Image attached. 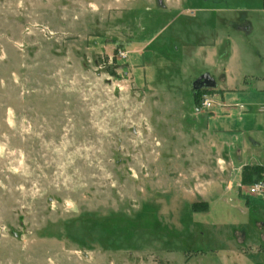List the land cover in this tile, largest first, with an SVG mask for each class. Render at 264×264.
I'll use <instances>...</instances> for the list:
<instances>
[{"label":"rangeland","instance_id":"1","mask_svg":"<svg viewBox=\"0 0 264 264\" xmlns=\"http://www.w3.org/2000/svg\"><path fill=\"white\" fill-rule=\"evenodd\" d=\"M226 106L232 165L191 133ZM263 163L264 0H0V264H264Z\"/></svg>","mask_w":264,"mask_h":264},{"label":"crops","instance_id":"2","mask_svg":"<svg viewBox=\"0 0 264 264\" xmlns=\"http://www.w3.org/2000/svg\"><path fill=\"white\" fill-rule=\"evenodd\" d=\"M203 8L205 10V7H203ZM220 35L219 34H205V35L202 34L201 37L195 39L191 44L190 43L189 44L184 43V42H182L180 44H175L174 45L175 50H171L172 55H170L169 53H166V55H170L168 59L171 61V65L174 66L172 69L167 68L168 69L167 71L169 72L167 74H168V76L171 77V80H175V79H173V77H175L176 73L178 74L177 76L180 78H184L186 76L188 77L190 74L189 71L188 72L184 71L185 70V67L183 64L184 60H182L181 57L177 56L178 54L175 55V53L180 54L181 51L184 52V50H185L186 53L189 54L190 56H193V58H195L197 56L199 57L202 54L206 55V54H211V53H214V54L219 56V49H220V47H222V44H223V41H222L223 39L221 40V38H223V37H220ZM225 36L227 38V43L229 46V50L227 51L226 56H227V58H229L230 57L229 53L231 55L230 50L232 48V47L230 48V46H231L230 45V43H231L230 42V35L226 34ZM203 37L206 39L205 40L201 39ZM232 46H233V44H232ZM174 59H176V60H174ZM174 61L177 62V65L174 63ZM221 61L223 63H225V66L227 67L228 63H226V62H228V61H226V60H221ZM182 71H184L183 72L184 75H181L180 72H182ZM204 72H207V71H204ZM203 73H200V74H203ZM225 101L228 102V100H225ZM237 104H240L242 106V109H245L244 104L236 103V105ZM189 109H191V108H189ZM224 109H226L228 111H223L222 109L221 110L223 112L211 110L212 113L210 112V114H203V113H200L198 110H195V113H192L194 120H192L190 122V123L193 122L192 124L194 125V128L191 129V133L193 135H195L196 137L197 136L199 137V140L201 143L200 144L196 143V145H198V146L200 145V147L203 145L202 140H203V137L205 136V133H207V135H209V137L211 136V138L213 139L214 145H215L214 147L218 151L219 155H221L223 153L229 159V160H227V159H224L222 157L219 159V161L221 160V162H223L224 164L232 165V163L235 159L232 158L231 154H232V151L234 152L236 150V147H237L236 139L233 137V135L235 134L237 129L231 127V125H230V119L231 118H229V114H227L233 108L226 106ZM216 112L221 113L220 115H222V116H217ZM190 115H191V113H190ZM190 115H188V116H190ZM183 116H184L183 113L180 112V117L184 118ZM182 135H183V133H182ZM238 146L242 147L244 151L251 149L244 140H242V143L239 142ZM221 156H223V155H221ZM239 157H241V156L239 155ZM249 202H250L249 204H251L249 208H252V206H254L253 210L259 211V213L264 214V208H263V206H264L263 205L264 204V193L262 194L261 198H254L253 196L250 197ZM256 203H259V206L254 205ZM261 204H262V206H261Z\"/></svg>","mask_w":264,"mask_h":264},{"label":"built area","instance_id":"3","mask_svg":"<svg viewBox=\"0 0 264 264\" xmlns=\"http://www.w3.org/2000/svg\"><path fill=\"white\" fill-rule=\"evenodd\" d=\"M214 99L216 101L215 97L210 98L207 96V94H203L202 96H200L198 106L203 109H208L213 105ZM263 188H264V182L260 181V182L255 183L253 187L249 189V191L250 193H256V192L261 191Z\"/></svg>","mask_w":264,"mask_h":264},{"label":"water","instance_id":"4","mask_svg":"<svg viewBox=\"0 0 264 264\" xmlns=\"http://www.w3.org/2000/svg\"><path fill=\"white\" fill-rule=\"evenodd\" d=\"M215 80L209 73L201 74L192 82V88L194 90L201 89L202 87H214Z\"/></svg>","mask_w":264,"mask_h":264},{"label":"trees","instance_id":"5","mask_svg":"<svg viewBox=\"0 0 264 264\" xmlns=\"http://www.w3.org/2000/svg\"><path fill=\"white\" fill-rule=\"evenodd\" d=\"M203 88H205V87H203ZM201 89H202V88H201ZM201 89H199V90H194V89H193V91L195 92V93H194V101H195V105H196V106H198V104H199V99H200L199 96H200V93H201V91H202ZM194 205L196 206V204H193V206H194Z\"/></svg>","mask_w":264,"mask_h":264},{"label":"flooded vegetation","instance_id":"6","mask_svg":"<svg viewBox=\"0 0 264 264\" xmlns=\"http://www.w3.org/2000/svg\"><path fill=\"white\" fill-rule=\"evenodd\" d=\"M203 88V87H202Z\"/></svg>","mask_w":264,"mask_h":264}]
</instances>
